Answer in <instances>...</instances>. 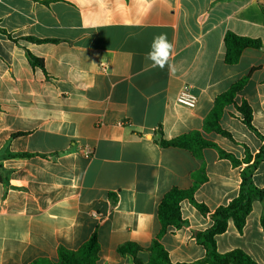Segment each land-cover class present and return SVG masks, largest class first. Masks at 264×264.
<instances>
[{"label": "crops", "instance_id": "0c3cea01", "mask_svg": "<svg viewBox=\"0 0 264 264\" xmlns=\"http://www.w3.org/2000/svg\"><path fill=\"white\" fill-rule=\"evenodd\" d=\"M0 29L11 36L0 31V264L56 260L60 246L76 250L94 232L97 264H133L117 248L149 247L161 231L162 198L190 189L200 168L198 202L213 211L238 195L243 166L215 148L198 158L163 147L159 132L170 140L202 130L216 97L248 77L236 101L248 102L264 137V0H0ZM160 33L173 44L163 70L145 58ZM227 33L263 47L228 65ZM184 86L196 107L176 102ZM220 124L234 140L203 136L239 159L246 149L259 152L263 141L235 104ZM253 179L264 188V162ZM181 210L187 225L161 239L174 263L203 258L193 233L212 225L188 200ZM263 211L264 201H255L242 232L230 220L216 237L218 251L242 249L264 264Z\"/></svg>", "mask_w": 264, "mask_h": 264}, {"label": "trees", "instance_id": "16d2710c", "mask_svg": "<svg viewBox=\"0 0 264 264\" xmlns=\"http://www.w3.org/2000/svg\"><path fill=\"white\" fill-rule=\"evenodd\" d=\"M0 31L8 35L3 29ZM10 38L11 36L8 35ZM36 42L49 40L32 39ZM225 44V63L228 65L237 64L243 51L247 48L261 49L263 44L260 40L241 37L234 33H227L224 38ZM29 62L33 66L44 67L42 59L35 57L27 51ZM248 77H244L235 82L227 91L218 95L214 106L205 119L202 130H194L182 134L176 138L167 140L160 131L159 143L163 147L184 148L191 151L196 157H201L204 148H215L222 158L230 160L234 167L243 166L240 175L241 183L238 195L227 205H222L211 211L208 206L198 202L194 195L200 184L206 180L205 168L202 167L194 174V183L190 189L184 190L178 187L170 189L162 198L158 206V218L161 224L159 235L153 240L149 247H143L134 242L120 245L117 252L123 256H129L133 264H260L256 262L242 249H234L226 253H220L217 249L216 237L223 234L228 229V223L232 220L239 232H242L248 216L253 210L255 201H264V188L256 186L254 183V173L258 166L264 162V137L253 125V111L248 102L243 101L238 104L237 95L244 89ZM235 104L241 114V121L248 129L254 132L263 144L259 152L255 155L246 149L243 159L237 158L218 146L213 141L207 140L203 132H215L231 140L233 136L224 130L220 120L227 106ZM13 156H28V154H16ZM188 200L203 216L209 217L212 225L204 231L193 233L197 243L205 249V256L193 262H172L169 253L161 242L162 237L170 228L181 229L187 225L188 221L183 218L181 203ZM261 224L264 227V211L261 217ZM100 253V244L97 232L83 243L78 249L71 250L60 246L57 252V259L37 258L31 264H97ZM140 253H147L148 259L139 257Z\"/></svg>", "mask_w": 264, "mask_h": 264}, {"label": "clouds", "instance_id": "9594fccd", "mask_svg": "<svg viewBox=\"0 0 264 264\" xmlns=\"http://www.w3.org/2000/svg\"><path fill=\"white\" fill-rule=\"evenodd\" d=\"M172 52L173 44L169 42L167 34L160 33L153 37L150 51L145 55V58L152 62V67H159L163 70L169 64Z\"/></svg>", "mask_w": 264, "mask_h": 264}, {"label": "built area", "instance_id": "2783aa9c", "mask_svg": "<svg viewBox=\"0 0 264 264\" xmlns=\"http://www.w3.org/2000/svg\"><path fill=\"white\" fill-rule=\"evenodd\" d=\"M197 101H198V97L197 95L194 93V91L192 90L191 86H184L176 99V102L179 105L188 107V108H194L197 105ZM81 152L87 156V157H91L93 155V152L90 148L88 147H83L81 149Z\"/></svg>", "mask_w": 264, "mask_h": 264}]
</instances>
